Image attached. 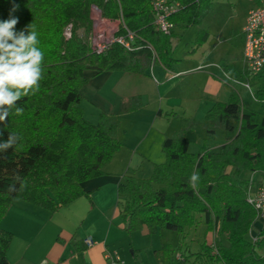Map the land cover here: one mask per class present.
<instances>
[{"label":"trees","instance_id":"trees-1","mask_svg":"<svg viewBox=\"0 0 264 264\" xmlns=\"http://www.w3.org/2000/svg\"><path fill=\"white\" fill-rule=\"evenodd\" d=\"M166 1L179 6L168 19V34L155 29L151 0H0V20L8 19L13 3L18 4L12 12L19 18L17 30L33 22L39 33L37 47L44 54L39 91L23 95L21 90L12 115L0 122V144L11 133L20 137L16 145L0 150V222L13 199L54 213L87 196L82 185L101 176L120 149L119 115L136 110L137 101L123 104L119 115L100 114L97 124L87 122L78 105L88 73L142 75L156 64L171 70L176 29L196 27L198 40L206 39L199 26L215 0ZM93 7L104 20H120L117 35H133L129 49L112 44L100 53L91 50ZM67 28L68 39L63 35ZM244 75L257 84L254 99L264 103V70ZM15 107L23 113L16 115ZM178 119L179 130L163 140L164 159L154 164L151 175L136 179L128 174L117 186L123 230L128 235L175 234L179 257L175 259V251L163 244L162 263L264 264V223L247 201L249 188L264 179V117L258 120L257 113L243 109L232 92L227 102L211 106L201 124ZM198 125L208 140L214 139L217 128L228 136L223 144L203 143L193 152ZM245 173L252 175L250 181ZM257 222L262 228L251 240L248 235ZM198 230L202 232L190 239L192 250L185 239ZM208 233L214 237L212 243L206 239ZM12 241L10 232L0 230V264H9L6 254Z\"/></svg>","mask_w":264,"mask_h":264},{"label":"crops","instance_id":"crops-1","mask_svg":"<svg viewBox=\"0 0 264 264\" xmlns=\"http://www.w3.org/2000/svg\"><path fill=\"white\" fill-rule=\"evenodd\" d=\"M173 37L174 55L175 31ZM212 43L215 44L216 39ZM173 59L176 62L171 70L156 64L142 75L119 71L87 74L89 79L80 90L78 105L87 122L97 124L100 114L119 115L123 104L130 99L137 101L136 110L119 115L117 138L121 147L101 176L82 185L87 196L57 213L20 199L11 201L0 222V230L13 235L6 254L9 264H106L104 256L116 253L109 250L110 245L117 239L119 244L125 239L117 207V186L123 176L130 174L136 179H146L151 175L154 164L160 163L151 158H156V152L161 153L162 142L170 137L169 128L174 119L178 123L179 117L196 122V114L200 112L203 120L214 103L227 102L232 92L238 96L232 86L222 82H214L209 92L206 86L196 91L189 81L191 74L198 70H178L176 64L180 59L174 56ZM213 77L218 79L216 75ZM205 79L207 84L210 80ZM179 127L180 123L177 131ZM165 130L170 132L166 134ZM261 228L257 222L249 239L253 240ZM188 237L191 238L190 234ZM87 238L94 242L92 246L84 244ZM206 239L212 243V233H208ZM178 257L176 253L175 259ZM158 261L165 264L160 256Z\"/></svg>","mask_w":264,"mask_h":264},{"label":"rangeland","instance_id":"rangeland-1","mask_svg":"<svg viewBox=\"0 0 264 264\" xmlns=\"http://www.w3.org/2000/svg\"><path fill=\"white\" fill-rule=\"evenodd\" d=\"M252 7V4L248 0H215L212 10L203 18L199 26V29L206 31V39L203 41L198 40L199 30L196 27L175 30L176 40L173 45L176 48L173 56L180 59L176 64L178 70L189 72H196L194 71L195 69L198 70L196 73L191 74L192 79L189 81L193 89L197 91L206 86L209 92L214 88V82H222L232 86L237 91L242 108L257 113L258 120H261L264 117V103H258L254 99L253 93L257 84L249 81L244 76L242 72L244 65L241 61V53L244 46L242 27L248 11ZM90 16L94 30H104L107 34H110L114 28L118 29L121 25L120 20L101 21L100 14L94 7L91 9ZM215 39L216 43L213 44L212 41ZM213 75H216L218 79L215 80ZM205 78L210 80L207 84L205 83ZM247 84L249 87H247ZM200 114V112L196 114L197 118L195 120L199 124L202 122V116H199ZM178 126V120L174 119L172 127L169 128L172 132L168 130L170 132L168 135H173V131H177ZM168 132L165 130L166 134ZM227 136V132L221 128H217L214 139L208 140L205 137L204 128L202 125H198L197 139L190 146V150L193 152L196 151L203 143L211 147L223 144ZM155 154L157 156L156 158H151L152 161L162 162L164 159L162 151L161 153L156 152ZM243 177L250 181L252 175L245 173ZM254 179H257V176ZM253 194L254 187L252 186L249 188V196ZM201 232V230H198L196 233L191 232L190 237L194 238V234L199 235ZM122 234L125 239L120 244L119 239L114 244H109V250L112 252L115 251L125 264H161L158 261V257L160 256L158 251L161 249L162 244H169L170 248L175 251L173 257L176 256L178 237L172 232ZM191 238L185 239L187 245H191ZM191 248L194 250V245H191ZM170 262L174 261L170 260L164 263L169 264Z\"/></svg>","mask_w":264,"mask_h":264},{"label":"clouds","instance_id":"clouds-1","mask_svg":"<svg viewBox=\"0 0 264 264\" xmlns=\"http://www.w3.org/2000/svg\"><path fill=\"white\" fill-rule=\"evenodd\" d=\"M18 8L19 5L13 3L9 18L0 20V122H6L12 115L13 107L22 98L21 90L23 95H34L43 79L44 54L37 47L39 33L33 22L17 30L19 18L12 12ZM23 111V108L15 107L16 115ZM0 135H3L2 131ZM19 139L16 133H11L8 140L0 144V150L16 145Z\"/></svg>","mask_w":264,"mask_h":264},{"label":"built area","instance_id":"built-area-1","mask_svg":"<svg viewBox=\"0 0 264 264\" xmlns=\"http://www.w3.org/2000/svg\"><path fill=\"white\" fill-rule=\"evenodd\" d=\"M253 7L248 11L243 26L244 46L242 51L243 72L249 76L258 74L264 70V0H248ZM154 12V27L163 34H168L172 28L169 17L179 8L177 3H169L166 0H151ZM101 21L104 19L101 18ZM118 29L114 28L110 34L104 30H93L88 38L91 50L100 53L112 44H118L129 49L133 41V35L125 31L124 35H117ZM64 37H70V29L67 28ZM247 87L249 85L247 84ZM248 203L254 208L257 218L264 223V179L256 187L252 196L247 198ZM84 244L92 246L91 238L84 240ZM106 264H124L116 253L104 256Z\"/></svg>","mask_w":264,"mask_h":264}]
</instances>
